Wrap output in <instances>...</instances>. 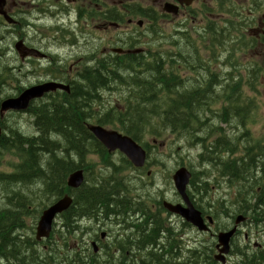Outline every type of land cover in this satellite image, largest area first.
Wrapping results in <instances>:
<instances>
[{"label": "trees", "instance_id": "obj_1", "mask_svg": "<svg viewBox=\"0 0 264 264\" xmlns=\"http://www.w3.org/2000/svg\"><path fill=\"white\" fill-rule=\"evenodd\" d=\"M263 4L264 2H252V6H256L257 11H261ZM219 6L222 11H230L228 13L234 11L231 0H220ZM228 24L233 26L234 21ZM215 26L211 24L205 31L218 35L220 42L223 29ZM248 38L251 40V45L259 43L251 36ZM183 54L181 53L178 57L171 56L168 59L154 54L152 61H146L144 56H139V61L136 62L127 61L129 56H116L113 59L110 58V65L101 63L92 70H83L79 73V77H82L84 82L72 83L70 94L65 92L51 94L35 108L32 107L30 113L35 120L36 134H39L36 135L37 137L20 135L17 143L1 146L13 151L16 149L15 151L22 158V164L18 168L22 175L18 179L0 175V183H5L7 186L11 184V181L16 180L18 183L27 185H40L39 188L35 187L33 196L37 201L40 197L45 198L37 204L40 208L64 193L74 196V204L60 217L63 232H56L59 238L67 236L64 247H69L68 241L77 232H75L77 225H74L77 220L93 219L98 220L99 223L119 225L130 231L131 235H128L125 241H117L121 246L128 248V251L131 250L130 264H147L152 261L156 264H164L167 262L166 258L176 256L165 255L167 251L174 249L178 240L175 231L166 227L165 219L161 216L163 212H166L162 208V203H157L160 208L154 212L149 206V203H153L154 200L152 202L141 199V196L133 200L132 192L126 182H123L124 179L116 176L118 173L116 167L108 176L102 175L101 172L106 168L112 169L110 168L112 164L107 149L88 128V123L92 119H95L93 120L95 123L98 122L106 127L112 126L131 136L146 148L148 165L150 146L144 142V136L147 134L152 135L154 139H159L164 134H175L186 142H190L192 146L198 145L205 148L204 154L199 155V162L205 169L202 172L192 170L193 178L190 181V187L195 186L196 180L202 175H205L204 178L208 180H211L213 175L224 178L232 185L231 189L236 190L237 204L233 210L234 217L232 215L230 217L231 220L242 212L249 221H254L257 225L264 223V143L254 136L251 128L258 110L256 98L246 95L242 85L243 78L240 80L237 78L235 81V72L228 73L229 78H224L225 80L213 77L211 70L205 69L206 66L202 61L201 65H196L198 58H192L191 54ZM181 61H183L181 65L184 69H189L190 66L193 69L200 67V73L196 74L193 81L181 75V67L178 69V63ZM261 70L260 67H252V72L244 83L251 91L258 92L257 85ZM234 71H238L237 66L234 67ZM215 82L222 84L220 90L215 89ZM108 87L110 89H104ZM104 90H118L121 93L128 90L129 95L127 94L125 103L121 107L112 106L108 110L96 109L93 104L99 103ZM217 98L222 101L220 109L212 106V101ZM223 123L228 129L222 127ZM238 128L243 130L241 134L236 132ZM212 132L217 137L209 140ZM229 136L232 140L228 139ZM236 138H238L237 141ZM93 155L98 156L103 164V168L96 171L98 173L96 177H94L95 166L89 159ZM123 159L124 163L131 165L128 159ZM181 166H185L183 162ZM79 168L85 170L86 181L81 188L70 189L67 186V177ZM188 194L193 199L190 190ZM30 203L31 199L28 196L17 193L13 198L7 199L8 209L0 211V258L7 263L14 261L19 264H58L55 262L57 257L54 252L55 249L57 250L55 246H50L52 258L38 257L37 252H34V257L30 252L29 255L23 254L26 249L29 251V248H24L27 244L33 245L29 239L22 247L16 246L19 239L13 237L11 233L14 231L13 227H16L15 222L27 212ZM36 213L39 215L40 209ZM211 214L215 220L218 218L216 213ZM227 227L225 226L224 229ZM14 242L16 249H14ZM52 243L55 242L52 241ZM160 245L163 246H161L162 254L155 255ZM253 250L259 254L244 255L245 259L240 264H264V251L259 248ZM7 251L17 256L13 254L11 257L13 259L8 260L10 255ZM211 251H214L213 247ZM201 253L195 249L190 257L184 260L185 262L178 264H216L214 256H204ZM67 258L62 259L66 263H60L74 264L80 257L75 256L73 262L69 256ZM142 258L144 261L140 260ZM79 261L80 264H93L91 261L85 262L82 259ZM110 264H117V261L110 259Z\"/></svg>", "mask_w": 264, "mask_h": 264}, {"label": "rangeland", "instance_id": "obj_2", "mask_svg": "<svg viewBox=\"0 0 264 264\" xmlns=\"http://www.w3.org/2000/svg\"><path fill=\"white\" fill-rule=\"evenodd\" d=\"M146 2H151V0H147ZM219 2L220 0H212V1L206 0V1H201L199 3H194L191 7L180 12L178 15L162 18L159 24L154 26L152 32L147 33V31H145L146 27L139 30V33H143L145 31L146 34L145 35L142 34L141 37L142 44L141 46L139 45L137 47L144 48L146 50V55L144 56L145 58L144 60L146 61H150V60L152 61V56L154 54H158L160 57L162 58L164 57L165 59H168V57L171 56L178 57L181 55V53L182 54L184 53L183 55L191 54L192 58H198L196 65H201V61H202V63L206 66L205 69L209 68L211 70L213 77L228 79L229 77L227 74L230 72H235L236 73L234 75L235 81L237 80V78L238 80L243 78L242 85L244 86V91L246 95L250 97H255L258 105V110L254 119V123L251 126L252 132L259 141L264 143V40L260 41L257 45H251L252 44L251 40L248 37L251 35V33L254 35L255 32L251 31V28L249 26V22H250L249 19L245 18V16H247L250 13V11L254 9V7L250 3H242V6L241 5L237 6L233 2L234 11L228 13L230 11L221 10L219 6ZM25 3L31 5V2H25ZM37 3L38 4H33L35 5V7L31 8L33 6L31 5V7L26 9L28 10L29 14H32L35 11H37L39 7H44L43 1ZM238 4L240 3L238 2ZM236 7L238 10L236 9ZM226 9L228 10L227 7ZM256 15L258 20L261 18L263 19L264 7L261 11H258ZM220 18L223 20H221ZM225 21H227L226 26H224ZM232 21H234V24L233 26H230L228 22H232ZM211 24H215L216 25L215 27L218 26L220 27V29H223V32L220 34V42L218 35L211 34L209 31H207L206 33L203 32L205 31V29H208L209 25ZM59 25L60 23L58 20L54 21L52 19H49L45 21H37L35 25L34 24L31 25V27L32 26L34 27V30L30 29L27 26L26 32L27 33L31 32L30 35L32 36L33 35L37 36L35 33H37L38 35L41 34L40 35L42 38L41 41L44 44H46L47 47L49 46L51 48L50 49L51 51L57 54L60 53L66 55L69 53H73V51L70 50V46H68L67 49H64L65 52L62 53V48H61L62 44L60 43L61 41L56 44L51 43V41L54 38H58V39L62 38L61 35L57 33V29H56V26ZM53 27L54 29H51ZM258 28L259 26H257L255 30ZM82 29L83 31H85V33L91 32L86 28V26L83 27ZM262 37H264V35H262ZM8 38L9 37H7L6 39V43ZM35 38L37 39V37ZM179 38L181 40H179ZM198 38L201 41H199ZM41 41L38 40V42L40 43ZM186 42L188 43L189 47H186L187 45ZM12 47H13V41H12ZM12 56L13 55H8L4 57L2 59V62H6L8 66L12 67L10 64L11 62L10 59L12 58ZM181 64H182L181 62L178 63V69L179 67H181L182 69L180 72L181 75L184 76L185 78L188 77L189 81H193V78L196 76V74L200 73V67L197 69H193V67L190 66L189 69H184V66ZM236 66L238 71H234V67ZM252 67L254 68L260 67L262 69L260 72V77L258 79L259 80V83L257 85L258 92L251 91L248 85L244 84L246 79L250 76V73L252 72ZM4 68L2 67L0 68V77H1L0 80H2V83L0 85L1 99L5 98L7 95L13 92L12 87L14 85L16 84L22 85L23 80L25 79L20 75L18 71H16L15 76H13L12 72L8 70L5 71ZM15 77L18 79V82L15 80ZM12 78L13 81H11ZM221 85L222 84L215 82V89L220 90ZM223 86L225 85L223 84ZM125 94L126 92L121 93L118 90H111V91L105 90L103 92V95L101 94L102 95L101 102L97 104L94 103L93 105L97 109H104V110H107L112 106L121 107L125 100L124 98ZM212 104H213L212 106L215 109H220L222 101L221 99L217 98L212 101ZM119 109L123 110L122 108ZM33 121H34L33 116L27 117V115L18 116L12 114V115H8L5 122H7L9 126L12 127L15 126L16 127L15 129H18L25 136H36L37 134ZM221 125L222 127L226 128V125L224 123ZM107 127L110 129H115L112 126H107ZM241 132L242 130L238 129V134H241ZM216 137L213 135L212 132L209 140L215 139ZM179 138L181 137H178L175 134H164L159 139H154L152 135H148V134L145 135L144 142H147L150 146V158H149L150 163L148 166L149 168H147L146 171L143 170L144 173L137 172L136 170H134L132 165L123 164V163L122 165L119 162L121 160L119 154L114 156V160L119 163L116 166V169L118 170L116 176L117 177L119 176L121 179H124L123 182H126V184H128L132 192L131 196L133 200H137L140 196L142 197L141 199H146L148 201L154 200L153 203H149L150 208H152L154 212L158 211L159 208L157 204L158 201L162 203L165 200L171 202H177L180 200L179 195L174 186L172 175L175 173V169L177 170L178 168L181 167L182 162L191 170L194 169L195 172L202 171L205 168L203 167V164L199 162L201 147L189 145L191 143H188L184 139L182 138L179 139ZM155 140H157V142ZM154 158L156 160H154ZM89 159L91 163H93L95 166L94 177H96L98 176L97 175L98 173H96V171L98 169L103 168L102 161L96 155L89 157ZM114 160L112 159L113 163L115 162ZM20 162L21 159L19 155H17L16 151H12V149L10 150L5 147H0V171H7L8 173H11L12 170L14 169V166ZM208 170H210V168ZM147 171L153 172L151 177L147 176ZM111 172H114V169L108 170L106 168L101 173L103 176H108ZM91 176L93 177V175H90V177ZM203 176L204 175L199 176L197 182L195 183L196 184L195 186L192 185L191 187H189V190L191 191V193H193L192 195L194 196L193 200L196 201L195 205H197L199 208L197 206L196 207L199 210L205 212L206 215H211L212 212L218 215V218L216 219V223L213 226V232H217L221 229H224L225 226L228 227L232 226L234 222L233 220H231L230 217L231 215L233 216L232 212L236 208V204H237L236 196H235L236 190L231 189V185H229L228 180L226 182V179H222L216 177V175H213L211 180H207ZM139 179H141V181ZM127 181H130L132 184L130 182L128 183ZM135 184L138 186H136ZM141 184L143 185V187L145 186V188H142ZM37 185L38 184H36V186L34 184H29L26 189H22V190H21L22 185L20 183L17 187H14L13 185L11 186L5 185V187L0 185V209L6 206V202H7L6 201L7 198H5L6 196L13 197L17 193H21V192H22L21 194L28 196L34 202V198H32L35 195L34 189L35 187L37 188L40 187V185L39 186ZM130 185L133 186L131 187ZM201 200L204 202H202ZM217 201L218 202L220 201V203L217 204ZM36 214H37L36 212L33 213L34 219L31 218L28 220V224L23 231V235L25 236L26 231H29L28 228L34 227V235L31 231H29V236L31 238H34L35 241H36L35 232L38 223V219H36ZM161 216L163 219H165L166 227L174 229L180 248L186 252L184 254L186 258L190 256L191 252L189 253V250L192 249L205 250L207 249V247H211V248L213 247L215 249L216 239L213 238L210 234L202 233L198 231L196 228L184 222V220H182L181 218H178V216L171 214L169 215L168 212H164L163 214H161ZM81 222L82 223L80 224V226L77 225V228L75 229V232L77 231L76 233L78 234H76L75 237H73L68 241L67 243L69 245L68 248L64 247L65 242L62 238L55 236L56 244L54 245L58 247L59 249L58 254H60L59 258L57 256L55 262H60L62 259H66L67 256H69L72 261L74 260L75 256L76 258H78L79 256L80 257L83 256L84 254V258L91 257L92 260L94 259V261L91 262L93 264H96L95 263L96 256H93V248L90 244V240H92V238L94 237H98L96 235L97 233L98 234L100 232L106 233V237H107L106 241L110 242V246H112L113 241L116 240L118 242L119 241L123 242L128 238V235L129 236L131 235L128 229L123 228L122 226L119 225L115 226L114 224L111 223L109 224L106 222L105 224H101L98 222V220H93V219H88V220L86 219L85 221H81ZM250 222L251 223H249L248 225H241L240 234L237 236V238L233 239L234 241H232L233 243H231L233 244L231 245L233 246L232 249L239 250L240 248L245 252L248 251L249 254H253L256 253L255 252L256 250L253 249L262 245L260 249L264 250V225L262 224L257 225L255 224L254 221H250ZM92 230L94 233L92 232ZM49 247L46 250L44 249V246L41 243H37V245L34 246V248L30 249L29 252L33 254V257H34V252H37L38 257L40 256L46 257L49 254L48 253ZM120 248L122 251L126 250V248L123 246H120ZM110 249H113V247H111ZM176 251L177 250H175V252ZM16 252L19 253L18 251ZM211 252H212V256L217 254L216 250ZM99 259H101L99 264H103L109 261V257L104 256V252L101 253ZM229 259H230L229 262L231 263L240 264L239 258L234 254H232V252L229 255ZM46 260L49 262L51 261L50 259H46ZM84 261L88 262L89 260L84 259ZM123 263L124 262L122 258L119 257L117 260V264H123ZM16 264L19 263L16 262ZM216 264L219 263L216 262Z\"/></svg>", "mask_w": 264, "mask_h": 264}, {"label": "flooded vegetation", "instance_id": "obj_3", "mask_svg": "<svg viewBox=\"0 0 264 264\" xmlns=\"http://www.w3.org/2000/svg\"><path fill=\"white\" fill-rule=\"evenodd\" d=\"M36 1H43L44 7H39L37 11L29 14L26 9L33 4H38ZM146 1L147 0H0V68H4L5 66V71L8 70L12 72L13 76H15V72L18 71L20 75L25 78L22 85L16 84L12 87L13 92L11 94L3 99L0 98V146L17 143L20 139V135L23 137L25 136L18 129H15V126H9L7 122H5L8 115H27V117H29L31 116L30 110L33 106L35 108L42 101L49 98L48 96L51 94L63 93V90L53 91L54 93L50 91L45 93L42 97L32 100L30 106L23 112L13 111L4 114L2 103L6 98L19 97L25 90L31 87L52 81L69 84L71 88L68 94H70L72 92V83H77L78 80L83 79L82 77H79V73L85 70V67L87 66H95L101 63H107L110 65V58L113 59L116 56H129V58L126 59L127 61H139V56L146 55V50L144 48L137 47L139 45L141 46V37L142 34H146L145 31H147V33L152 32L154 26L158 25L162 18L178 15L180 12L191 7L194 3L206 0H195L190 6L182 5L176 0ZM231 1L237 6H242V3H250L252 5V2L254 1L264 2V0ZM25 2H31V5ZM238 2L240 4H238ZM168 4L177 6V13L167 11L166 8ZM263 6L264 4L262 7ZM33 7H35V5L31 8ZM253 7L254 9L250 11L245 18L250 21L249 26L251 31L255 32L254 35L251 33L250 36L260 42L264 40V37H262V35H264V16L263 19L261 18L258 20L256 15L258 12L257 7ZM49 19L59 21L60 25L56 26V29L57 33L62 37L61 39L54 38L51 43L56 44L61 41L62 53L65 52L64 49H67L68 46H70V50H72L73 53L66 55L60 53L57 54L51 51V48L49 46L47 47V45L41 41V34L38 35L35 33L37 36H32L30 35L31 32H26L27 26L34 30V27H31L32 24L35 25L37 21H45ZM226 23L227 21H225L224 26H226ZM85 26L91 32L85 33L82 29ZM257 26H259V28L255 30ZM145 27L146 30L143 33H139V30ZM51 29H54V27ZM7 37L9 38L6 43ZM35 37H37V39ZM38 40L41 41V43L38 42ZM8 55H13L10 59L12 67L8 66L6 62H2V59ZM15 80L18 82L16 77ZM11 81H13V78ZM1 83L2 80H0V85ZM34 122L35 120L33 121V124H35ZM117 154L120 155L121 159L125 158L124 154L119 150L110 152V157H113L112 159L114 160V156ZM112 159L110 158V162L113 163ZM115 162L113 164L111 163L113 166H110V168L116 167L119 164L118 162ZM119 162L122 163L121 160ZM131 165L134 170L139 173L143 172V168H137L132 163ZM6 176H10V174H7ZM139 180L141 181V179ZM20 184L22 185L21 190L28 187V185L23 184L22 182ZM11 185L17 187L19 184L18 181L14 180L11 181V184H8V186ZM8 198L13 197L8 196ZM2 209H0V211ZM33 216V213H28V215H23L21 219L15 222L16 227L14 228V232H12V236L19 239V243H17L19 246L17 245V247H22L28 239L31 241L29 231L34 235V227H29V231H26L25 236L23 235V231L28 224V220L30 218L34 219ZM245 224L247 225L248 223ZM214 234L215 233L210 232V235L216 239ZM96 235L98 236L99 234L97 233ZM238 235L239 232L235 238ZM106 240V236H101V238L94 237L90 240V244L93 248V256H96V264L100 263L102 258L99 259V257L102 252H104V256L109 257L108 264H110V259L117 261L119 257L122 258L125 264H130L132 262L130 255L131 250L128 251V248H126L123 252H121L120 249L112 251L110 249V242H107ZM113 244L121 246L116 240L113 241L112 246ZM13 245L14 249H16L15 242ZM32 246L34 248V245ZM161 246L162 245H160V249L156 250L155 253L162 254ZM174 246L175 247L173 248L175 250L178 243ZM261 246L262 245L256 248L260 249ZM24 248H29L30 250L32 247L27 244ZM215 250L216 252L218 251L216 246ZM26 252L28 253L26 254ZM24 253L29 255L28 249L25 250ZM238 253L241 257L249 254L248 251L245 252L243 250H239ZM7 254L10 255L8 260L13 259L11 258L13 256L11 251H7ZM171 254L176 256L173 258H166L167 262L164 264H178L185 258V251L183 249H181L180 253L179 251H172ZM165 255H169V251H167ZM152 262L147 264H155ZM11 264L16 263L13 261Z\"/></svg>", "mask_w": 264, "mask_h": 264}, {"label": "water", "instance_id": "obj_4", "mask_svg": "<svg viewBox=\"0 0 264 264\" xmlns=\"http://www.w3.org/2000/svg\"><path fill=\"white\" fill-rule=\"evenodd\" d=\"M182 5L190 6L195 0H176ZM169 12L177 13L178 7L171 4L166 8ZM62 89L69 91L70 86L60 82H47L41 85H37L25 90L19 97L6 99L2 103V110L9 109L25 110L27 109L32 100L42 97L45 93ZM90 130L99 139V141L108 149L109 152L116 150L125 154L131 163L141 168L145 165L148 152L143 146H141L132 137L123 134L116 129H109L102 125L93 124L90 125ZM192 171L187 166H181L173 174V182L176 191L182 198V203H173L170 201H164L163 206L172 214L181 216L185 221L196 226L200 231L207 232L210 230V225L214 224L212 216L205 217L203 213L195 206L188 194V188L192 179ZM85 177L83 171H77L73 173L69 178V184L72 187H79L84 182ZM72 203L71 196H66L49 209L43 212L40 221L37 226V239L41 240L49 237L52 231L53 222L56 220V215L68 209ZM246 218L243 215H239L235 221V226L227 231H221L217 234L218 238V254L215 256L216 260L222 264L227 263V255L232 250V240L236 236L239 225L244 222Z\"/></svg>", "mask_w": 264, "mask_h": 264}, {"label": "bare ground", "instance_id": "obj_5", "mask_svg": "<svg viewBox=\"0 0 264 264\" xmlns=\"http://www.w3.org/2000/svg\"><path fill=\"white\" fill-rule=\"evenodd\" d=\"M183 27V26H182ZM204 32V31H203ZM206 32V31H205ZM154 34V33H153ZM182 34V33H181ZM180 34V35H181ZM204 34V33H203ZM158 35H159V33H158ZM183 38V37H182ZM175 39V38H174ZM204 39V38H203ZM155 40V39H154ZM179 40H181L180 38H179ZM190 40V39H189ZM188 40V41H189ZM198 40H199V38H198ZM193 41V40H192ZM199 41H201V40H199ZM174 42V41H173ZM179 43V42H178ZM187 43V42H186ZM191 43V42H190ZM193 43V42H192ZM161 44V43H160ZM172 44V43H171ZM184 45V44H183ZM186 45V44H185ZM175 46H176V44H175ZM187 46H188V43H187ZM173 47H174V45H173ZM189 47V46H188ZM178 49V48H177ZM185 58V57H184ZM180 59V58H179ZM151 61V60H150ZM184 61V60H183ZM183 61H181V63L183 62ZM106 62V61H105ZM112 62V61H111ZM114 62V61H113ZM134 62H136V61H134ZM141 62V61H140ZM214 63V62H213ZM99 64H97V65H95V66H87V67H85V70L87 69V70H92V69H94L95 67H97ZM83 80L81 79V80H78L77 81V83H79V82H82ZM53 82V81H52ZM84 82V81H83ZM109 82H110V80H109ZM61 83V82H60ZM63 84H65V82L63 83ZM65 85H69V84H65ZM114 85V84H113ZM70 86V85H69ZM71 88V87H70ZM104 89H110V87H108V88H104ZM122 89V88H121ZM57 90H62V89H57ZM56 91V90H55ZM105 91V90H104ZM103 91V92H104ZM53 92V91H52ZM63 92H65V93H67L68 94V92H70V90L69 91H67L66 92V90H63ZM54 93V92H53ZM101 94H103V93H101ZM127 94L129 95V91L128 90H126V94L124 95V98L125 97H127ZM10 98H17V97H10ZM10 98H6V99H10ZM104 98V97H103ZM120 100V99H119ZM99 102H101V100L99 101ZM125 103V102H124ZM91 104V103H90ZM96 104H97V102H96ZM124 105V104H123ZM128 106V105H127ZM126 107V106H125ZM117 108V107H116ZM109 109V108H108ZM107 109V110H108ZM119 110V109H118ZM13 111H20V112H23L24 110H18V109H9V110H6V111H3V113L4 114H8V113H11V112H13ZM101 111V110H100ZM99 111V112H100ZM99 112H98V115H99ZM52 113V112H51ZM50 113V114H51ZM91 113V112H90ZM104 113V112H103ZM102 114V113H101ZM95 115V114H94ZM100 117V116H99ZM213 117H216V116H214L213 115ZM95 118V117H94ZM210 119V118H209ZM211 119H212V117H211ZM93 120L95 121V119H92V121L91 122H89L88 123V128L90 127V125H93V124H98V122L97 123H95V122H93ZM238 122V121H237ZM211 123H213V122H211ZM213 124H215V123H213ZM231 124V123H230ZM234 124H236V123H234ZM98 125H100V124H98ZM228 125V124H227ZM232 125V124H231ZM103 126V125H102ZM234 126V125H233ZM238 126H240V125H238ZM104 127H106V126H104ZM214 127H215V125H214ZM106 128H108V127H106ZM212 128V127H211ZM230 128V127H229ZM234 128V127H233ZM110 129V128H109ZM212 129H214V128H212ZM226 129H228V128H226ZM238 129H240V128H238ZM242 129H243V127H242ZM89 130H90V128H89ZM235 130H236V128H235ZM91 131V130H90ZM119 131V130H118ZM213 131V130H212ZM243 131V130H242ZM92 132V131H91ZM225 132V131H224ZM235 132V131H234ZM236 132H238V131H236ZM93 133V132H92ZM123 133V132H122ZM228 133V132H227ZM124 134V133H123ZM224 134V133H223ZM222 134V136H224ZM232 134V133H231ZM236 134V133H235ZM242 134H244V133H242ZM39 135V134H38ZM94 135V134H93ZM127 135V134H126ZM227 135V134H226ZM229 135V134H228ZM95 136V135H94ZM129 136V135H128ZM221 136V137H222ZM96 137V136H95ZM131 137V136H130ZM226 137V136H225ZM228 137V136H227ZM237 137V136H236ZM96 139L99 141V139L96 137ZM179 139H181V138H179ZM228 139H230V136H229V138ZM237 139L238 138H236V141H237ZM230 140H232V139H230ZM100 142V141H99ZM156 142H157V140H156ZM188 142V141H187ZM233 142V141H232ZM85 143V142H84ZM101 143V142H100ZM188 143H190V142H188ZM194 143V142H193ZM235 143V142H234ZM102 144V143H101ZM198 144V143H197ZM103 145V144H102ZM189 145H191V144H189ZM104 146V145H103ZM194 146V145H193ZM198 146V145H197ZM1 147V146H0ZM105 147V146H104ZM106 148V147H105ZM207 148V147H206ZM15 149V148H14ZM107 149V148H106ZM6 150V149H5ZM11 150V149H10ZM16 150V149H15ZM14 150V151H15ZM207 150V149H206ZM3 151H4V149H3ZM12 151H13V149H12ZM107 151H108V149H107ZM203 151H205V148L203 149V148H201V153H203ZM9 152V151H8ZM7 153V152H6ZM108 153H109V155H110V152L108 151ZM200 153V154H201ZM204 154V153H203ZM207 154V153H206ZM209 154V153H208ZM207 154V155H208ZM223 154V153H222ZM17 155H18V152H17ZM220 155V154H219ZM218 155V156H219ZM223 155H221V157H222ZM20 157V156H19ZM124 157L126 158V159H128V157L124 154ZM207 157V156H206ZM209 157V156H208ZM111 159L113 158V157H110ZM224 158V157H223ZM20 159H21V162L20 163H18V164H16L15 166H14V169L12 170V172L11 173H8L7 171H0V175L1 176H6L7 174H10V176L12 177V178H20L21 177V175H22V173H21V171H18V168L20 167V165L22 164V158L20 157ZM211 159V158H210ZM122 160V163L123 164H126V163H124V159H121ZM129 160V159H128ZM154 160H156L155 158H154ZM204 160V159H203ZM202 160V161H203ZM221 160V159H220ZM219 160V161H220ZM224 160V159H223ZM130 161V160H129ZM131 162V161H130ZM208 162H209V160H208ZM112 163V162H111ZM121 163V164H122ZM148 158H147V161H146V163H145V165L143 166V167H141V168H143V170H145L146 171V169L147 168H149L148 166ZM201 163V162H200ZM214 163V162H213ZM113 164V163H112ZM118 164V163H117ZM122 164V165H123ZM202 164V163H201ZM215 165V164H214ZM186 166V165H185ZM211 166V165H210ZM216 166V165H215ZM41 167V166H40ZM120 167V166H119ZM209 167V166H208ZM214 167V166H213ZM34 168V167H33ZM118 168V167H117ZM189 168V167H188ZM212 168V167H211ZM37 169V168H36ZM36 169H35V171H36ZM40 169H42V168H40ZM190 169V168H189ZM205 169V168H204ZM112 170H113V168H112ZM191 170V169H190ZM212 170V169H211ZM217 170V169H216ZM77 171H83V173H84V177H85V180H84V182L82 183V185L81 186H79V187H72V186H70V184H69V178H70V176L73 174V173H75V172H77ZM175 171H176V169H175ZM192 171V170H191ZM194 171V170H193ZM205 171V170H204ZM213 171V170H212ZM219 171V170H218ZM138 172V171H137ZM141 172V171H140ZM202 172V171H201ZM215 172V171H214ZM123 173V172H122ZM121 173V174H122ZM143 173H144V171H143ZM152 173L153 172H150V171H147V176H152ZM27 174V173H26ZM138 174V173H137ZM192 174H193V172H192ZM203 174H205V173H203ZM207 174V173H206ZM208 174H210L209 172H208ZM31 175V174H30ZM93 175V174H92ZM95 175V174H94ZM145 175H146V173H145ZM194 175H196V174H194ZM124 176H126V175H124ZM130 176V175H129ZM173 176V175H172ZM197 176V175H196ZM29 177V176H28ZM92 177V176H91ZM119 177V176H118ZM131 177H134V176H131ZM136 177V176H135ZM138 177V176H137ZM149 177V178H150ZM203 177H205V175L203 176ZM207 178H208V176H206ZM192 178H193V175H192ZM133 179V178H132ZM135 179V178H134ZM137 179V178H136ZM222 179H224V178H222ZM208 180V179H207ZM218 180V179H217ZM85 181H86V174H85V170L83 169V168H79V169H76V170H74L73 172H71L70 174H69V176L67 177V186L70 188V189H73V190H75V189H79V188H81L83 185H84V183H85ZM132 181V180H131ZM202 181V180H201ZM134 182V181H133ZM196 182H197V180H196ZM207 182V181H206ZM131 183V182H130ZM5 184V183H4ZM4 184H2V183H0V185H2V186H5ZM19 184V183H18ZM132 184V183H131ZM128 185V184H127ZM136 185V184H135ZM142 185V184H141ZM230 185V184H229ZM118 186V185H117ZM131 186V185H130ZM133 186V185H132ZM131 186V187H132ZM136 186H138V185H136ZM91 187V186H90ZM129 187V186H128ZM189 187H190V185H189ZM231 187H232V185H231ZM138 188V187H137ZM142 188H145V186L143 187V185H142ZM193 188V187H192ZM197 188V187H196ZM234 188V187H233ZM136 189V188H135ZM141 189V188H140ZM139 189V190H140ZM137 190V189H136ZM143 190V189H142ZM145 190V189H144ZM195 190V189H194ZM193 191V190H192ZM188 192H189V188H188ZM146 193V192H145ZM178 193V192H177ZM66 194H68L69 196H71V199H72V203H71V205L69 206V208L68 209H66V210H64L63 212H61V213H58L56 216V220L53 222V226H52V231H51V234H50V236L49 237H46V238H44V239H41V240H38L37 239V227H36V232H35V238H36V241L34 240V238H31V241L30 242H32V244L34 245V246H36L37 245V243H41L43 246H44V249H46L47 250V248L49 247V246H55V247H57L56 245H54V244H56V243H52V241H54V242H56V240H55V236H57V234H56V232H63V225H62V221H61V219H60V217H61V215L63 214V213H65L66 211H68L69 209H70V207L74 204V196L72 195V194H69V193H64V194H62L61 196H59L57 199H55L54 201H52L51 203H49V204H47L45 207H38L37 206V204L39 203V202H41V200H43V199H45L44 197H40V199L37 201L36 200V198H34V197H32V196H30V197H32V198H34V202L32 201V199H31V203H30V205H29V207H28V210H27V212H25V216H26V214L28 215V213H35L38 209H40V213H39V215H36V219H38V222L40 221V218H41V215L43 214V212L44 211H46L47 209H49L53 204H55L57 201H59L60 199H62V198H64L65 196H66ZM193 194V193H192ZM121 195V194H120ZM179 195V194H178ZM190 196V195H189ZM194 197V196H193ZM5 198H7L8 199V196H6ZM191 198V200L193 201V203L195 204V200H193L192 199V197H190ZM179 199H180V201L179 202H173V203H182V198H181V196L179 195ZM203 200V199H202ZM201 200V201H202ZM7 201V200H6ZM37 201V202H36ZM163 201V200H162ZM167 201V200H166ZM153 202V201H152ZM159 202V201H158ZM164 202V201H163ZM163 202H162V208L163 209H165L166 210V212H168L169 213V215L171 214V215H175V216H178V218H181L182 220H184L181 216H179V215H176V214H172L171 212H169L164 206H163ZM171 202V201H170ZM198 202V201H197ZM202 202H204V201H202ZM157 203V202H156ZM218 203H220V201L218 202L217 201V204ZM161 205V204H160ZM203 205V204H202ZM215 205V204H214ZM8 204H7V202H6V206L4 207V208H7L8 209ZM157 206V205H156ZM195 206H197V205H195ZM212 207H213V205H212ZM211 207V208H212ZM38 208V209H37ZM160 208V207H159ZM2 209V208H1ZM162 209V210H163ZM206 209H208V208H206ZM238 209V208H237ZM201 211V210H200ZM210 211V210H209ZM163 212V211H162ZM202 213H203V215L205 216V217H207V216H212L213 217V219H214V224H212V225H210V230L209 231H207V232H203V231H200L196 226H194L193 224H191V223H189V222H187V221H185L184 220V222H186V223H188L189 225H191L192 227H194V228H196L198 231H200V232H202V233H208V234H210V232H213V226L215 225V223H216V220H215V218H214V216L211 214V215H205L206 213L205 212H203V211H201ZM164 213V212H163ZM229 213V212H228ZM233 213V212H232ZM230 214H231V212H230ZM234 214V213H233ZM239 215H243V213L241 212V214H239L238 213V215H236L237 217L239 216ZM228 216H230V215H228ZM245 218H246V220L244 221V222H242L240 225H239V228H238V231H237V234H238V232H239V234H240V231H241V229H240V227H241V225H246L245 223H251L249 220H248V217L247 216H245V214L243 215ZM31 217V216H30ZM34 217V216H33ZM168 217V216H167ZM167 217H166V219H167ZM234 217V216H233ZM237 217L236 218H234L233 219V224H234V226H235V221H236V219H237ZM226 218V217H225ZM228 218V217H227ZM31 219V218H30ZM86 219H84V220H77L76 222H75V226L76 225H78V226H80V224L82 223L81 221H85ZM88 220V219H87ZM224 221H225V219H224ZM229 221V220H228ZM95 222V221H94ZM77 223V224H76ZM58 224V225H57ZM97 224H99V223H97ZM101 224H103V223H101ZM105 224V223H104ZM233 224H232V226H230V227H227V229H221V230H219V231H217V232H213V233H215L214 235L216 236V240H217V244H218V238H217V234L219 233V232H221V231H227V230H230V229H232L234 226H233ZM247 224V225H248ZM186 225V224H185ZM230 225V224H229ZM262 225H264V223L262 224ZM37 226H38V223H37ZM95 226H96V223H95ZM176 226V225H175ZM94 227V226H93ZM92 227V228H93ZM244 227V226H243ZM13 228H15V227H13ZM74 228V227H73ZM82 228V227H81ZM70 229H71V227H70ZM76 229V228H75ZM83 229V228H82ZM69 230V229H68ZM172 230H174V229H172ZM180 230V229H179ZM14 232V231H13ZM79 232V231H78ZM92 232H93V230H92ZM71 233V232H70ZM82 233V232H81ZM94 233V232H93ZM110 233V232H109ZM2 234V233H1ZM12 234V233H11ZM76 234H78V233H75V235H74V237L76 236ZM83 234V233H82ZM81 234V235H82ZM236 234V235H237ZM64 235V234H63ZM101 236L103 237V236H106V234H104V233H102V232H100L99 233V235H98V237H100L101 238ZM15 237V236H14ZM67 237V236H66ZM66 237H63L62 236V239L63 240H66ZM10 238V237H9ZM235 238V237H234ZM233 238V239H234ZM237 238V237H236ZM8 239V238H7ZM12 239V238H11ZM234 241V240H233ZM7 242V241H6ZM11 242V241H10ZM37 242V243H36ZM251 243V242H250ZM217 244L215 243V246H216V248H217ZM18 245V244H17ZM16 245V246H17ZM231 245H233V244H231ZM11 246H12V243H11ZM19 246V245H18ZM32 247V246H31ZM62 247V246H61ZM111 247H113V249H111L112 251H115L116 249H120L121 250V248H120V246H118V245H114V246H111ZM110 247V248H111ZM233 247V246H232ZM239 247V246H238ZM237 247V248H238ZM250 247V246H249ZM248 247V248H249ZM179 248V249H178ZM178 248H176L177 249V251H179V253L181 252V248H180V246H179V243H178ZM209 248V250H207ZM242 248V247H241ZM251 248V247H250ZM249 248V249H250ZM63 249V248H62ZM207 249H203V250H199V251H201L202 253L201 254H203L204 256H212V252H211V247H207ZM245 249V248H244ZM14 250V249H13ZM18 250V249H17ZM27 250V249H26ZM48 250H50V247H49V249ZM58 247H57V250L55 249V254H56V256H58V258H59V255L60 254H58ZM195 250V249H194ZM196 250H198V249H196ZM215 250V249H214ZM217 250H218V248H217ZM239 250H242V249H240L239 248ZM238 249H232L231 250V252H232V254H234L235 256H237L238 258H239V263H241L242 262V260H244L245 258H243V257H241L240 255H239V253H238V251H239ZM252 250V249H251ZM22 251V250H21ZM172 251L174 252V249H172L171 251H169V254L171 255V253H172ZM244 251V250H243ZM264 251V250H263ZM60 252V251H59ZM65 252V251H64ZM121 252H123L122 250H121ZM190 252H193V249L192 250H189V253ZM230 252V253H231ZM21 253V252H20ZM19 253V254H20ZM26 253H28V252H26ZM49 254H48V256H50V258H52L51 257V252L49 251L48 252ZM113 253H115V252H113ZM186 253V252H185ZM230 253L227 255V263H231V262H229V255H230ZM14 254V253H13ZM23 254H24V252H23ZM67 254V253H66ZM155 254H157V253H155ZM217 254H218V251H217ZM217 254H215L214 255V258L213 259H215V261L217 262V263H219V264H222L220 261H218V260H216V258H215V256L217 255ZM15 255V254H14ZM68 255V254H67ZM249 255V254H248ZM256 255H258V254H256ZM15 256H17V255H15ZM19 256V255H18ZM35 256V255H34ZM0 257H1V254H0ZM29 257V256H28ZM47 257V256H46ZM74 257V256H73ZM80 257V256H79ZM140 257H144V256H140ZM38 258V257H37ZM57 258V257H56ZM56 258H55V260H56ZM67 258V257H66ZM26 259V258H25ZM28 259V258H27ZM62 259V258H61ZM68 259V258H67ZM80 259H82V260H84V259H87V260H89V261H94V260H92V258L91 257H85L84 258V254H83V256H81L80 258H79V260ZM76 261V262H74V264L75 263H78V264H80V261ZM141 261L142 260H144L143 258L142 259H140ZM146 260V259H145ZM184 260H186V256H185V258H184ZM182 261V262H185V261ZM29 261V260H28ZM37 261V260H36ZM74 261H75V259H74ZM211 261V260H210ZM22 262V261H21ZM60 262H65V261H60ZM60 262H58V264H61ZM73 262V261H72ZM212 262H213V260H212ZM66 263V262H65ZM68 263V262H67ZM0 264H11L10 263V261L7 263V261H4L3 259H1L0 258ZM103 264H106V263H103ZM215 264V263H214ZM231 264H235V263H231Z\"/></svg>", "mask_w": 264, "mask_h": 264}]
</instances>
